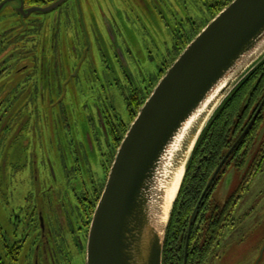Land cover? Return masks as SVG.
Segmentation results:
<instances>
[{
	"label": "rangeland",
	"instance_id": "rangeland-1",
	"mask_svg": "<svg viewBox=\"0 0 264 264\" xmlns=\"http://www.w3.org/2000/svg\"><path fill=\"white\" fill-rule=\"evenodd\" d=\"M232 1L72 0L58 12L27 20L33 30L22 39L36 35L46 45L48 77L42 82L40 48L34 53L26 46L10 56L7 47L0 56L16 60L6 69L12 76L0 79V264L86 263L88 232L79 228L91 218L79 205L87 190L100 186L101 195L107 182L119 147L112 144L109 120L122 125L125 135L133 122L128 98L135 90L148 97L160 70L166 72ZM20 6L13 0L2 10L0 34L18 33ZM75 9L83 40L70 35L71 27L60 32L55 26V17L66 24L65 18L76 19ZM25 65L30 70L19 74ZM255 156L247 175L246 169H228L213 195L200 246L213 236V220L220 227L205 264H264V163L258 170L264 148ZM217 204L223 215L215 212ZM40 213L57 236L63 223L72 229L55 238L54 263L35 252ZM14 244L22 246L19 255Z\"/></svg>",
	"mask_w": 264,
	"mask_h": 264
},
{
	"label": "water",
	"instance_id": "water-1",
	"mask_svg": "<svg viewBox=\"0 0 264 264\" xmlns=\"http://www.w3.org/2000/svg\"><path fill=\"white\" fill-rule=\"evenodd\" d=\"M13 0L0 5V13ZM18 13H51L69 0ZM264 60V0H233L191 41L159 80L130 124L96 206L90 226L86 264H163L167 230L187 165L203 130L231 92ZM264 106L248 126L255 122ZM196 123L180 188L165 221L163 172L175 145ZM241 138L222 160L191 217L192 225L214 180Z\"/></svg>",
	"mask_w": 264,
	"mask_h": 264
},
{
	"label": "trees",
	"instance_id": "trees-1",
	"mask_svg": "<svg viewBox=\"0 0 264 264\" xmlns=\"http://www.w3.org/2000/svg\"><path fill=\"white\" fill-rule=\"evenodd\" d=\"M5 1L7 0H0V5ZM21 1L24 3L25 8L27 9L32 7H47L57 0ZM71 1L72 0L67 1L54 12L47 14L33 13L32 15L53 14L60 11L66 4ZM17 15L20 18L19 24L21 25V28L18 30L17 34L15 33V35L12 34L13 32L10 34H0V56L7 47H10V56H13L17 51H24V48H26V46L29 48V46L32 45V49L29 48V50L31 49L34 53H36L40 48L43 55L39 56L38 54H35L34 57L38 55L42 59V76L40 77L42 82L44 81L45 83L48 77L46 69L48 64V58L46 57L48 53L45 49L46 45H44L43 43L40 45V40L36 35V38L34 37L32 40L30 39V37L25 40L22 39V37L27 34V32L33 30L30 25H28L29 23H27V20L32 15L28 18L22 17L19 13H17ZM76 16V19H73L72 17L65 18L66 21H69L67 22V24H69L68 26L66 22H64V20L55 17V26H57V28L60 26L61 29H58L60 32L71 27L73 29V33H71L70 35H72V37L75 36L77 39L79 36V38L83 40L85 37V31L79 27L78 10H76ZM63 22L65 23V25H63ZM72 51L74 52V49ZM71 55L75 56L76 53H72ZM14 62H16V60H11L10 58H4V60L0 61V79L2 80V82L6 81L8 77L10 78L12 76V72H6V69ZM28 70L30 69L27 65H25V67L23 69H20L18 73L23 75L28 73ZM160 72L162 78V76L166 72L162 69L160 70ZM6 74L7 78L5 77ZM44 85L45 84H43V87ZM135 91L136 92H134L133 95L128 98V106L132 111L133 120L136 118L140 108L150 96L149 95L148 97H142L140 95V92H138L137 90ZM263 97L264 60L225 99V101L214 113L213 117L207 124L206 128L203 130L196 143V146L187 165L184 181L182 183L170 218L164 247L163 264H184L187 235L193 212L215 170L247 128ZM109 122L111 126V128H109L110 136L114 135L113 137H115V139L112 138V144L116 143L117 146H120V143L124 138L123 137L121 139V137L124 135V133L121 134L120 132V128L122 125L119 127L115 121H112V119H110ZM263 129L264 112L260 115L254 126L244 135L237 147L234 149L225 166L223 167V170L216 178L211 190L201 203L192 225L187 264L206 263L207 258L210 254V250L214 243L213 241L217 239V233L215 230L218 231L220 227V221L215 222V220H213L210 225V231L213 230V236L210 235L209 239H207L206 241V244L200 246V234L204 230L205 224L208 221L209 212L212 211L213 208V193L219 186L222 176L229 168L232 167L237 171H244L246 169L245 174H248L252 170V164L256 162L257 156L254 157V161H252L253 163L250 162L251 156L254 155L255 150L258 147L260 148V150L264 148V133L261 134V131ZM124 131H126V129H124ZM114 158L112 156V160L110 161L111 165L114 161ZM263 163L264 156L258 162V170H260L259 168H261ZM98 197L99 195L97 194L96 200L91 206L89 215H92L94 209L93 206L98 201ZM218 206L219 205L217 204L215 212L219 211L218 213H220V215H223L224 211L218 210ZM18 250L19 249H17V251ZM16 253L17 255H19L18 252Z\"/></svg>",
	"mask_w": 264,
	"mask_h": 264
},
{
	"label": "flooded vegetation",
	"instance_id": "flooded-vegetation-1",
	"mask_svg": "<svg viewBox=\"0 0 264 264\" xmlns=\"http://www.w3.org/2000/svg\"><path fill=\"white\" fill-rule=\"evenodd\" d=\"M263 102H264V97L262 98V100H261V102H260V104H259V106H258V108H257V110H256V112H255V114H254V116L252 117V119H251V121H250V123L252 122V120L254 119V117L256 116V114H257V112L259 111V109H260V107L262 106V104H263ZM264 112V106H263V108H262V110L260 111V113H259V115L257 116V118H256V120H255V122L252 124V126L248 129V131L254 126V124L257 122V120H258V118L260 117V115L262 114ZM250 123L248 124V126L250 125ZM248 126H247V128H248ZM247 128L245 129V131L244 132H246V130H247ZM247 131V132H248ZM244 132H243V134H244ZM246 132V133H247ZM264 133V129L261 131V134H263ZM242 134V135H243ZM241 135V136H242ZM241 136H240V138H241ZM239 138V139H240ZM238 139V140H239ZM237 140V141H238ZM236 141V142H237ZM235 142V143H236ZM234 146V145H233ZM232 146V147H233ZM237 147V146H236ZM230 151V150H229ZM227 155V154H226ZM256 155V150H255V153H254V155L253 156H251V158H250V162H252V161H254L253 159H254V156ZM231 156V155H230ZM229 156V157H230ZM225 158V157H224ZM223 158V159H224ZM229 159V158H228ZM227 159V160H228ZM222 162V161H221ZM220 162V163H221ZM227 162V161H226ZM226 162H225V164H226ZM253 163V162H252ZM225 164H224V166H225ZM220 165V164H219ZM223 166V167H224ZM218 168V167H217ZM229 169H233L234 171L236 170V169H234V168H229ZM223 170V168L221 169V171ZM216 171V170H215ZM220 171V172H221ZM229 170H227L226 171V173L228 172ZM237 171V170H236ZM220 172H219V174H220ZM215 173V172H214ZM226 173H224V175L222 176V179H221V181H220V183L222 182V180H223V178H224V176H225V174ZM219 174H218V176H219ZM214 175V174H213ZM244 175H247V174H244ZM217 176V177H218ZM216 177V178H217ZM212 178V177H211ZM211 180V179H210ZM216 180V179H215ZM215 180H214V182H215ZM101 181V180H100ZM99 181V182H100ZM98 182V181H97ZM98 182V183H99ZM210 182V181H209ZM209 182H208V184H209ZM214 182H213V184H214ZM96 183V182H95ZM207 184V185H208ZM213 184H212V186H213ZM212 186H211V188H212ZM207 187V186H206ZM211 188L209 189V191L211 190ZM218 188V187H217ZM100 189V186H94V188L90 191V190H87V192H85L84 193V196H82V200L80 201V205H79V208H80V210H81V212H82V214H84V216H85V218L88 220V218H91L90 220H88L89 221V223H88V221L85 219V221L88 223L87 225H85V226H82V227H80L79 228V230H80V233L83 231V230H85V232H88L87 234H86V238H87V243H88V236H89V231H90V226H91V222H92V219H93V215H94V212H95V209H96V206H97V204H98V202H99V199H100V197H101V195H99L100 193H99V190ZM206 189V188H205ZM104 190V189H103ZM217 190V189H216ZM216 190L214 191V193L216 192ZM205 191V190H204ZM209 191H208V193H209ZM103 192V191H102ZM102 192H101V194H102ZM204 193V192H203ZM207 193V194H208ZM214 193H213V195H214ZM97 194L99 195V197H98V201L95 203V205L93 206V213H92V215H89L90 214V210H91V206H92V204L94 203V201L96 200V196H97ZM203 195V194H202ZM207 196V195H206ZM205 196V197H206ZM202 197V196H201ZM201 199V198H200ZM205 199V198H204ZM203 199V200H204ZM200 201V200H199ZM203 202V201H202ZM199 203V202H198ZM198 205V204H197ZM197 207V206H196ZM200 208V207H199ZM49 210H50V208H48ZM52 210V209H51ZM54 212V211H53ZM55 213H56V211H55ZM57 215H58V221H61L62 222V220L60 219V216H61V214L59 213H56ZM33 220L35 221V218L33 217ZM38 222H39V232H38V234H37V246H36V249H35V252H36V255H38V256H43V257H45V258H47L49 261H50V263H54V262H56L57 260H56V257H55V255H54V252H52V246H54L53 244L55 243V238H57V239H62V238H64V231H69L70 232V230H72L68 225H66L65 223H63V224H61V225H59V228H60V230L61 231H63L62 233H60L59 235L60 236H57L56 235V233L54 234L53 232H51V230L50 231H48L47 229H46V227L44 226V217L42 216V213H40L39 214V216H38ZM64 222V221H63ZM85 228V229H84ZM59 233V230H57V234ZM67 233V232H66ZM73 234V232L71 233V235ZM27 243L29 242V239H27V241H26ZM82 242V241H81ZM83 243V242H82ZM86 243V244H87ZM60 244V243H59ZM61 246H63V243L62 244H60ZM79 245H80V243H79ZM60 246V247H61ZM31 247H32V245H31ZM21 248H22V246L21 245H15L14 244V246H13V248H12V252L14 253V252H18L19 254L21 253ZM17 249H19L18 251H17ZM56 253H58V252H56ZM61 255V254H60ZM62 256V255H61ZM58 260L60 261L61 260V258L59 257V253H58ZM36 264H38V261H36ZM56 264H58L57 262H56ZM86 264V263H85Z\"/></svg>",
	"mask_w": 264,
	"mask_h": 264
},
{
	"label": "bare ground",
	"instance_id": "bare-ground-1",
	"mask_svg": "<svg viewBox=\"0 0 264 264\" xmlns=\"http://www.w3.org/2000/svg\"><path fill=\"white\" fill-rule=\"evenodd\" d=\"M196 123H192L181 136L174 149L169 156L162 179V190L166 194V203H165V218L168 219L172 204L176 198L178 190L180 188L183 176L186 170V164L188 158L193 150L195 141L190 144V134L193 130Z\"/></svg>",
	"mask_w": 264,
	"mask_h": 264
}]
</instances>
